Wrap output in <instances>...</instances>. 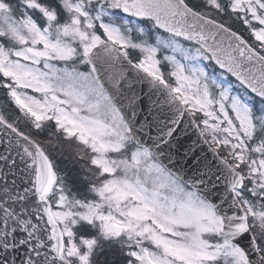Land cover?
Wrapping results in <instances>:
<instances>
[{
	"label": "snow or ice",
	"instance_id": "obj_1",
	"mask_svg": "<svg viewBox=\"0 0 264 264\" xmlns=\"http://www.w3.org/2000/svg\"><path fill=\"white\" fill-rule=\"evenodd\" d=\"M0 264H264V0H0Z\"/></svg>",
	"mask_w": 264,
	"mask_h": 264
}]
</instances>
